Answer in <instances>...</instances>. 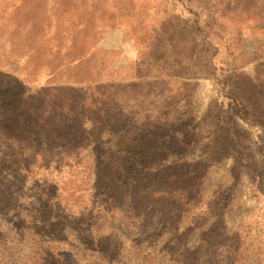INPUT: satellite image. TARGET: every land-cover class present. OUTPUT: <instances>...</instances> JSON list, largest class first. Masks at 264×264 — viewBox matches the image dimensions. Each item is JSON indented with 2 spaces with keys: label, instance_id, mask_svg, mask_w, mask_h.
I'll return each mask as SVG.
<instances>
[{
  "label": "rangeland",
  "instance_id": "374dc122",
  "mask_svg": "<svg viewBox=\"0 0 264 264\" xmlns=\"http://www.w3.org/2000/svg\"><path fill=\"white\" fill-rule=\"evenodd\" d=\"M55 89L123 118L105 179L28 139ZM0 264H264V0H0Z\"/></svg>",
  "mask_w": 264,
  "mask_h": 264
},
{
  "label": "trees",
  "instance_id": "16d2710c",
  "mask_svg": "<svg viewBox=\"0 0 264 264\" xmlns=\"http://www.w3.org/2000/svg\"><path fill=\"white\" fill-rule=\"evenodd\" d=\"M248 83L251 84V81H248ZM227 90H229L230 94L226 95V98L238 104L236 108L240 109L239 106H242V103L250 105V98L247 97L248 92L235 94L234 89L231 87H227ZM62 91L61 89L50 91L52 92L51 95H53V101L50 102V105H48V112L43 114V116L36 117L32 120L31 115H29L30 111L27 109L29 116L27 117V122L23 125L28 134V139H43L49 141L51 146H58L59 152L57 154L60 163L72 156L78 158L79 150H88V144L84 145V140H95L96 146L95 148L91 147L88 157L91 158L95 164L96 181H100L101 178L105 179L102 170L104 164L100 162L103 153V149L100 148L102 136L105 131L107 132L108 127L112 125L114 127L121 125L123 123V118L117 115V113H112L111 107L109 105L107 106V104H104L102 101L93 100L91 98L92 101L89 102V99L83 96L78 98L66 97L61 95ZM38 94L39 93L29 95L27 97L28 101H32L39 97ZM233 94L234 97L231 98ZM97 95L100 97L104 96V94ZM29 109L31 110V108ZM248 117L251 119L253 118L250 117V115H248ZM146 122L147 123L143 126L141 125V128H139L138 131L140 132L137 131L136 127H133L128 136L122 137L120 144L126 142L127 145L124 147L127 148L128 151L135 152L138 150L142 156L151 155L152 152L165 151V149H168V146L165 145L168 141H164L161 147L155 143V139H163L165 134L162 133V130L170 127V122L162 118H157L153 121L148 120ZM171 141L176 142L177 139L172 137ZM74 143L77 144V146L73 145ZM76 149L79 152H77ZM37 154L45 158L50 156L48 153H45V150H42L41 153L37 152ZM118 165L119 164L116 165V170L114 172L116 173V177L119 171L117 168ZM113 187L115 189L119 188L115 187V185Z\"/></svg>",
  "mask_w": 264,
  "mask_h": 264
}]
</instances>
